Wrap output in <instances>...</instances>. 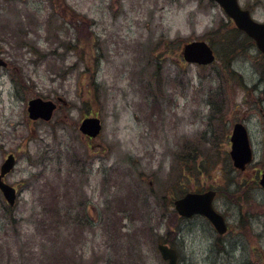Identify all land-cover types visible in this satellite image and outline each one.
<instances>
[{
  "label": "rangeland",
  "instance_id": "374dc122",
  "mask_svg": "<svg viewBox=\"0 0 264 264\" xmlns=\"http://www.w3.org/2000/svg\"><path fill=\"white\" fill-rule=\"evenodd\" d=\"M232 27L212 0H0V165L15 156L17 193L13 207L0 193V264H168L158 244L177 264H264V56L243 35L225 49ZM193 41L215 61L186 63ZM58 97L50 121L29 119L30 99ZM235 123L253 150L242 172ZM207 189L223 238L173 207Z\"/></svg>",
  "mask_w": 264,
  "mask_h": 264
},
{
  "label": "water",
  "instance_id": "95a60500",
  "mask_svg": "<svg viewBox=\"0 0 264 264\" xmlns=\"http://www.w3.org/2000/svg\"><path fill=\"white\" fill-rule=\"evenodd\" d=\"M217 3L230 18L235 27L244 32L251 38L257 49L264 55V23L256 22L249 10L241 8L238 0H212ZM185 62L206 66L214 62L215 55L210 46L204 41H193L183 46L181 52ZM6 63L0 58V68L5 67ZM59 103H64L62 98H57ZM56 104L50 100L34 98L27 103L28 117L31 120L49 121L52 117ZM79 131L88 136L95 138L101 130L100 120L96 117H88L81 121ZM231 150L230 158L233 166L239 171H244L253 158L252 148L246 128L237 123L233 126L230 136ZM264 148V138H263ZM15 160L9 155L0 168V191L10 206L14 205L16 194L14 188L3 182V177L8 174ZM259 185L264 190V171L259 179ZM215 196L214 191L204 193H186L183 197L174 201L176 212L185 218L199 214L204 216L213 225L218 234L222 235L226 231L224 218L218 214L213 206L212 201ZM158 250L162 258L168 261V264H177L176 253L166 245H158Z\"/></svg>",
  "mask_w": 264,
  "mask_h": 264
},
{
  "label": "trees",
  "instance_id": "16d2710c",
  "mask_svg": "<svg viewBox=\"0 0 264 264\" xmlns=\"http://www.w3.org/2000/svg\"><path fill=\"white\" fill-rule=\"evenodd\" d=\"M259 2H258V4H261V5H264V0H258ZM228 22H229V24H231V22L229 21V19H228ZM231 32V33H230ZM225 34H228L230 37H227V38H224V48L225 49H230L231 51L232 50H234V49H236V47H237V45L234 43V42H230L229 44H227V40H229V39H232V38H234L235 36H239V35H243L244 36V38L246 39V40H248V42H251V40L250 39H248L243 33H241L240 31H238L234 26L231 28V30H229V33H225ZM228 46V48H226V46Z\"/></svg>",
  "mask_w": 264,
  "mask_h": 264
},
{
  "label": "flooded vegetation",
  "instance_id": "af4514ba",
  "mask_svg": "<svg viewBox=\"0 0 264 264\" xmlns=\"http://www.w3.org/2000/svg\"><path fill=\"white\" fill-rule=\"evenodd\" d=\"M205 191V190H204ZM203 192V191H202ZM217 196V195H216ZM216 196H215V198H216ZM229 230V226H227V231Z\"/></svg>",
  "mask_w": 264,
  "mask_h": 264
}]
</instances>
